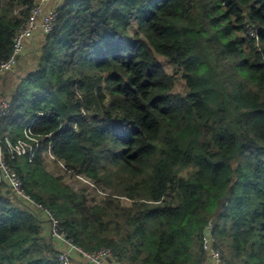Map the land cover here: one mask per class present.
Wrapping results in <instances>:
<instances>
[{
	"label": "trees",
	"instance_id": "trees-1",
	"mask_svg": "<svg viewBox=\"0 0 264 264\" xmlns=\"http://www.w3.org/2000/svg\"><path fill=\"white\" fill-rule=\"evenodd\" d=\"M35 5L0 0V63ZM58 13L0 117L26 192L123 264H201L210 222L226 264H264V0H64ZM51 156L110 193L90 205ZM0 264H60L6 184Z\"/></svg>",
	"mask_w": 264,
	"mask_h": 264
},
{
	"label": "built area",
	"instance_id": "built-area-1",
	"mask_svg": "<svg viewBox=\"0 0 264 264\" xmlns=\"http://www.w3.org/2000/svg\"><path fill=\"white\" fill-rule=\"evenodd\" d=\"M53 0H38L32 9L31 17L20 27L13 37V52L8 59L0 63V74L13 71L19 64L21 56L24 54L28 42L34 36L38 28L43 29L46 34L51 33L58 19V10L61 5L53 10H46V7ZM252 36H255L252 34ZM12 108V103L2 101L0 103V117L7 115ZM0 184H6L7 189L19 198L23 203L35 210L41 217L48 237L56 245L57 260L60 264H77L83 260L88 264H123L112 249L100 248L89 252L80 247L71 238L60 220L54 213L43 204L34 200L24 188V184L12 164L6 159L4 144L0 133ZM206 229L209 232L206 233ZM202 237V249L205 254L201 264H226L222 250L217 246V239L214 235V224L210 222L206 227Z\"/></svg>",
	"mask_w": 264,
	"mask_h": 264
},
{
	"label": "rangeland",
	"instance_id": "rangeland-1",
	"mask_svg": "<svg viewBox=\"0 0 264 264\" xmlns=\"http://www.w3.org/2000/svg\"><path fill=\"white\" fill-rule=\"evenodd\" d=\"M130 31L132 34H135L137 33V28L132 27ZM33 42L37 44L36 40L30 41V44H28L26 47V53H30L32 56L34 54V57H35L36 55H38L37 52L39 53V44H37V47H38V50H37L35 49V46L31 45V43ZM23 58L24 60L22 62L26 63L27 61V60L25 61L26 58L25 57ZM166 69L169 72L172 71V68L169 66H166ZM176 89L177 91L185 92V88L182 87V84H179ZM6 99L9 100L8 98ZM47 171L52 173L55 177L62 178L63 182L69 185L75 191L88 188V191L86 192V196H87V199L90 205L100 204L105 199V196L109 194L111 191L109 188L105 186L101 188L96 187L94 185V181H92L86 176L71 177V176L65 175L64 164L62 162L57 163L53 156L47 158ZM122 203L125 207H130L132 204L131 201L128 199H123Z\"/></svg>",
	"mask_w": 264,
	"mask_h": 264
},
{
	"label": "crops",
	"instance_id": "crops-1",
	"mask_svg": "<svg viewBox=\"0 0 264 264\" xmlns=\"http://www.w3.org/2000/svg\"><path fill=\"white\" fill-rule=\"evenodd\" d=\"M36 2L38 0H35ZM64 0H53L47 7L46 10H53L57 6L61 5ZM47 34L43 31V29L38 28V30L35 32L34 36L30 39V41H37V44L42 42L44 40V37ZM30 41L28 44H30ZM37 44L34 42L31 43V45L35 46V49L38 50ZM28 51V50H27ZM37 54H40L37 52ZM26 63L22 62L24 60ZM35 57L30 53H26V50L24 54L21 56L18 66L11 72H7L4 74H0V103L2 101H11L13 98V95L16 93L17 88L19 87L20 83L22 82V79H24L29 74V67L33 63H35ZM8 98L9 100H7ZM18 151H21V148L18 147ZM77 264H88L87 262H84L83 260L77 261Z\"/></svg>",
	"mask_w": 264,
	"mask_h": 264
},
{
	"label": "water",
	"instance_id": "water-1",
	"mask_svg": "<svg viewBox=\"0 0 264 264\" xmlns=\"http://www.w3.org/2000/svg\"><path fill=\"white\" fill-rule=\"evenodd\" d=\"M209 232V229H206V233H208Z\"/></svg>",
	"mask_w": 264,
	"mask_h": 264
}]
</instances>
